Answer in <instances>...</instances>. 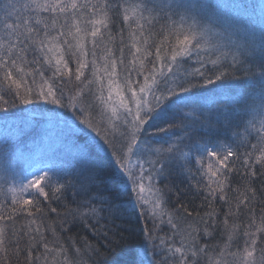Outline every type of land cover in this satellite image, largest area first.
<instances>
[{"label":"snow or ice","instance_id":"1","mask_svg":"<svg viewBox=\"0 0 264 264\" xmlns=\"http://www.w3.org/2000/svg\"><path fill=\"white\" fill-rule=\"evenodd\" d=\"M222 7L0 0V111L60 142L0 185V264H264V22Z\"/></svg>","mask_w":264,"mask_h":264},{"label":"trees","instance_id":"2","mask_svg":"<svg viewBox=\"0 0 264 264\" xmlns=\"http://www.w3.org/2000/svg\"><path fill=\"white\" fill-rule=\"evenodd\" d=\"M202 2L225 6L210 11H214L221 21L227 19L232 23L242 37H250L252 33H255L256 39H259L260 25L264 22V0H202ZM25 115L21 114L18 109H13L8 113L0 111V148H3L5 144L8 145L6 153L0 151V185H4L5 180L11 183L14 177L32 172L35 160L45 154L51 155L50 150L59 147L57 129L43 122L39 125L26 122ZM28 153L35 154L27 157ZM29 178L31 177L29 176ZM170 179L175 181V177ZM53 206H56L55 203ZM124 226L129 229L126 235L130 234L131 238L126 245L127 251L121 256V259L130 260L133 249L139 242L137 233L144 227V221L129 214L128 222ZM13 264H15V258H13Z\"/></svg>","mask_w":264,"mask_h":264},{"label":"rangeland","instance_id":"3","mask_svg":"<svg viewBox=\"0 0 264 264\" xmlns=\"http://www.w3.org/2000/svg\"><path fill=\"white\" fill-rule=\"evenodd\" d=\"M32 154H35V153H28L27 157H30ZM25 161H28V160H25Z\"/></svg>","mask_w":264,"mask_h":264}]
</instances>
